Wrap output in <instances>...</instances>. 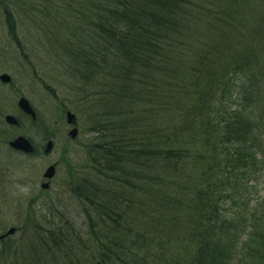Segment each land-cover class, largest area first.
<instances>
[{
  "label": "trees",
  "instance_id": "16d2710c",
  "mask_svg": "<svg viewBox=\"0 0 264 264\" xmlns=\"http://www.w3.org/2000/svg\"><path fill=\"white\" fill-rule=\"evenodd\" d=\"M57 15V89L40 82L93 136L67 181L87 238L59 202L30 207L0 264H264V192L249 196L264 174V0H70ZM39 112L11 129L0 108V146L11 130L54 138Z\"/></svg>",
  "mask_w": 264,
  "mask_h": 264
},
{
  "label": "rangeland",
  "instance_id": "374dc122",
  "mask_svg": "<svg viewBox=\"0 0 264 264\" xmlns=\"http://www.w3.org/2000/svg\"><path fill=\"white\" fill-rule=\"evenodd\" d=\"M16 1L19 3L16 5L14 0L15 6L11 7L17 22L21 51L9 37L4 11L0 6V74L6 73L12 79V86L0 85V108L4 115L18 117L21 112L17 101L21 96L25 97L44 116L45 123L52 129L55 138L51 139L52 151L44 154L48 139H44L42 134H35L36 128H30L27 133L40 151L36 156L11 152L7 149L8 146H0V234L11 226H21L28 208L31 207L33 211L42 215L50 205L60 203L59 209L66 211L71 226L80 230L82 240H86L87 220L81 205H77L69 193L67 181L69 170L75 173L85 165L87 158L85 146L89 145L93 136L88 132H81L78 125L77 139L68 138L69 127L65 119L57 120L56 111L59 103L50 98L42 84L57 89L55 79L59 76L58 69L61 65L58 61L59 48L55 45L51 25L57 26L60 20L57 13L61 11V6L68 5L70 0ZM35 7L41 8L42 14H36ZM32 14L35 16L30 19ZM68 107L72 111L71 105ZM25 124L30 127L27 122ZM10 132L13 133L12 130ZM22 132L19 131L17 134ZM54 163L58 164L55 177L49 184L50 188L43 190L39 186L43 182L42 175L47 166ZM67 163L69 167L66 166ZM262 175L255 184L256 188L250 191L249 196L252 198L264 192V174ZM17 235L20 236V233Z\"/></svg>",
  "mask_w": 264,
  "mask_h": 264
},
{
  "label": "water",
  "instance_id": "95a60500",
  "mask_svg": "<svg viewBox=\"0 0 264 264\" xmlns=\"http://www.w3.org/2000/svg\"><path fill=\"white\" fill-rule=\"evenodd\" d=\"M0 79L4 82H8L10 80V77L7 75H2L0 77ZM18 107L23 111V113L30 115L31 118L35 120V117H36L35 113H34L33 109L31 108L30 104L28 103L27 99H25L23 97L20 98L18 101ZM5 121L11 125H17L16 124L17 121H16L15 117L12 115H7L5 117ZM66 122L68 125H75V126H73V129L71 131H69V133H68V135L71 138H75L77 136V127H76L75 115L68 111L66 113ZM9 146L15 150L24 152L25 154L33 152V147L30 144V142L22 136L17 137L16 139L10 141ZM52 146H53L52 141H48L46 143V148H45L46 154L51 150ZM53 174H55V166L54 165L50 166L46 170V172L44 173L43 177L45 179H47V182L40 185L42 188H44V189L48 188L49 181L54 176ZM14 232H15V229L9 228V230L5 234L0 236V239H3L9 235H12Z\"/></svg>",
  "mask_w": 264,
  "mask_h": 264
},
{
  "label": "flooded vegetation",
  "instance_id": "af4514ba",
  "mask_svg": "<svg viewBox=\"0 0 264 264\" xmlns=\"http://www.w3.org/2000/svg\"><path fill=\"white\" fill-rule=\"evenodd\" d=\"M11 38V37H10Z\"/></svg>",
  "mask_w": 264,
  "mask_h": 264
}]
</instances>
